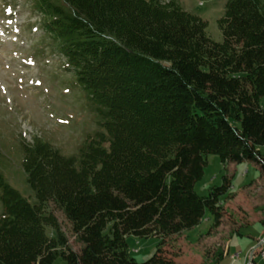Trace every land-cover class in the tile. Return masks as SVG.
<instances>
[{"label": "trees", "instance_id": "trees-1", "mask_svg": "<svg viewBox=\"0 0 264 264\" xmlns=\"http://www.w3.org/2000/svg\"><path fill=\"white\" fill-rule=\"evenodd\" d=\"M31 2L99 129L75 156L41 140L23 145L33 204L0 175V264H177L166 243L206 210L218 224L217 200L229 190L224 178L207 197L195 192L207 156L264 160V0H227L221 43L174 0ZM49 202L80 252L60 234ZM130 236L159 239L154 256L136 262Z\"/></svg>", "mask_w": 264, "mask_h": 264}, {"label": "rangeland", "instance_id": "rangeland-1", "mask_svg": "<svg viewBox=\"0 0 264 264\" xmlns=\"http://www.w3.org/2000/svg\"><path fill=\"white\" fill-rule=\"evenodd\" d=\"M174 1L207 23V35L214 42H223L218 21L227 0ZM42 20L31 0H0V175L31 204L36 199L22 169L23 145L41 140L65 156H75L87 134L99 128L95 108L65 59L53 50ZM260 102L264 108V96ZM258 149L264 159V146ZM257 164L264 166V160ZM257 168L251 162L224 164L208 155L195 192L207 197L224 178L229 181V190L217 200L219 222L215 224L206 210L200 224L172 237L164 252L177 264H254L256 259L264 264V247L259 244L264 237V169ZM47 212L57 219L69 247L80 252L82 245L63 213L51 202ZM159 242L130 236L129 254L138 263L146 262Z\"/></svg>", "mask_w": 264, "mask_h": 264}, {"label": "built area", "instance_id": "built-area-1", "mask_svg": "<svg viewBox=\"0 0 264 264\" xmlns=\"http://www.w3.org/2000/svg\"><path fill=\"white\" fill-rule=\"evenodd\" d=\"M259 244H260V246L264 247V237L261 238V243H259ZM254 253H256V251H253V254ZM263 256H264V253H263ZM252 258H253V256H252Z\"/></svg>", "mask_w": 264, "mask_h": 264}, {"label": "crops", "instance_id": "crops-1", "mask_svg": "<svg viewBox=\"0 0 264 264\" xmlns=\"http://www.w3.org/2000/svg\"><path fill=\"white\" fill-rule=\"evenodd\" d=\"M247 163H250V162H247ZM255 168H257L258 166H256V164L255 163H251ZM258 169V168H257ZM256 261H257V259H256Z\"/></svg>", "mask_w": 264, "mask_h": 264}]
</instances>
